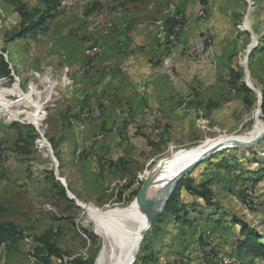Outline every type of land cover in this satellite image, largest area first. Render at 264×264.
I'll use <instances>...</instances> for the list:
<instances>
[{"label": "rangeland", "instance_id": "1", "mask_svg": "<svg viewBox=\"0 0 264 264\" xmlns=\"http://www.w3.org/2000/svg\"><path fill=\"white\" fill-rule=\"evenodd\" d=\"M137 3L0 0V57L12 70L9 77L0 76V223L18 225L28 236L17 253H7L6 264H43L45 250L34 239L45 234L66 261L98 264L103 240L96 229L106 223L104 213L129 206L136 198L129 201L133 190L141 185L139 194L159 165L178 164L183 153L232 137L245 141L264 134V0L146 1L157 12L164 47L181 48L179 59L191 64H212L218 81L205 88L196 79L192 105L178 95L175 128L165 140L126 143L134 138L122 126L125 110L112 101L93 105L87 96L72 99L57 46L97 48L95 55L87 53L93 62L88 74L119 37V15L139 8ZM94 4L101 8L86 15ZM176 17L181 29L171 40ZM198 45L205 58H186ZM177 64L173 56L164 64L176 87L181 84ZM201 164L184 177L193 189L206 186L216 209L200 207L182 191L173 213L163 211L152 220L135 264H263L239 251L238 244L245 240V226L264 243V136L250 147L225 148Z\"/></svg>", "mask_w": 264, "mask_h": 264}, {"label": "crops", "instance_id": "2", "mask_svg": "<svg viewBox=\"0 0 264 264\" xmlns=\"http://www.w3.org/2000/svg\"><path fill=\"white\" fill-rule=\"evenodd\" d=\"M137 5L139 8L119 15V37L105 47V52L96 58L88 74L80 73V68L91 62L85 46L67 42L57 46V53L63 58L66 68L72 99L78 101L87 96L85 100L93 105L112 101L121 110H125L128 120L124 122V118L122 126L126 125V131L131 132L134 138L128 137L125 141L133 146H136V141L147 144L148 141L160 142L168 138L169 132L175 128L173 120L176 118L178 95L192 105L193 89L197 88L193 82L196 79L205 88L218 83L212 64H191L179 59L181 48L164 47L156 31L155 25L160 20H156L154 6L146 2ZM204 9L200 11L202 16ZM193 24L194 20L188 21V26ZM94 50L96 52L97 48ZM166 55L168 57H164ZM160 56L163 62L157 61ZM172 56L178 62L181 82L178 87L164 69V64ZM101 91L111 92V97L96 96ZM18 251H8L4 245H0V264H6L7 253Z\"/></svg>", "mask_w": 264, "mask_h": 264}, {"label": "bare ground", "instance_id": "3", "mask_svg": "<svg viewBox=\"0 0 264 264\" xmlns=\"http://www.w3.org/2000/svg\"><path fill=\"white\" fill-rule=\"evenodd\" d=\"M44 108L38 106V111ZM32 120L35 127L39 126L36 114L32 115ZM260 136L261 134L245 141L232 137L221 141L220 144L235 146L251 142ZM218 144L185 152L177 157L182 158L178 164H169L170 161H167L159 165L146 178L147 182L143 190L129 206L105 212L103 218L106 223L99 222L96 229L97 234L103 240L98 264H129L133 259L134 249L141 233L152 219L153 214L162 206L174 181L196 160L204 158Z\"/></svg>", "mask_w": 264, "mask_h": 264}, {"label": "trees", "instance_id": "4", "mask_svg": "<svg viewBox=\"0 0 264 264\" xmlns=\"http://www.w3.org/2000/svg\"><path fill=\"white\" fill-rule=\"evenodd\" d=\"M146 1L147 0H140L141 3H144ZM100 8L101 6H97L96 4H94L90 9H88L86 15L89 16ZM173 22L174 23L173 27L171 28V32L176 25L181 23L179 22L178 17H176ZM36 26L41 27V24L38 23L36 24ZM11 72L12 70L10 65L5 62L2 57H0V76L9 77L11 75ZM199 166L200 165H198L197 167ZM189 179L184 177L177 184L173 194L171 195L166 205V208L164 209L165 213H173L180 206V204L182 203L181 195L182 191L184 190L193 195L192 202H194L195 204L197 203L200 207H209L216 209V204L210 202L213 196L212 192L204 185L198 187L197 189L191 188L192 183H189ZM140 187L141 185H139L137 189L133 190L129 201L137 196ZM62 197H65V194H62ZM188 229L190 230V228ZM241 234L245 236V240L242 243L238 244L239 251L250 252L257 258L262 259V262L264 264V243L259 242V240L251 233V229L246 226L241 228ZM27 237L28 236L26 232L21 229L20 226L13 223H0V245H4L8 251H17L19 249L20 243H22ZM34 240L45 250L46 255L42 260L43 264H94V260H84L82 258L66 261V254L60 248H58L54 242H52L51 236L49 234H45L41 237L35 238Z\"/></svg>", "mask_w": 264, "mask_h": 264}, {"label": "water", "instance_id": "5", "mask_svg": "<svg viewBox=\"0 0 264 264\" xmlns=\"http://www.w3.org/2000/svg\"><path fill=\"white\" fill-rule=\"evenodd\" d=\"M263 136H264V134H263L262 136L256 138L255 140L251 141V142H248V143H241V144H237V145H235V146H233V145H231V144H229V145L218 144V145H216V146L214 147V149H213L211 152H209L204 158H201V159L196 160V162L193 163V164H192V165H191L186 171H184L182 174H180V176L174 181V183H173V185H172V187H171V189H170V191H169V193H168V196H167V197L165 198V200L163 201L162 206H161V207H160V208H159V209L153 214L152 219L149 221V223H148L147 226L145 227L144 231L141 233V235H140V237H139V239H138V242H137L136 248L134 249L135 252H134L133 259H132V261H131L129 264H135L136 254H137V252H138V250H139V248H140V245H141V242H142V240H143V237H144V234H145L146 230H147L148 227L150 226L152 220H153L156 216H158L159 214H161V213L164 211V209H165V207H166V205H167V203H168V201H169L171 195L173 194V192H174V190H175L177 184H178V183L184 178V176H185L186 174H188L189 172H191L194 168H196V167H197L199 164H201L203 161L207 160L208 158H210V157H211L212 155H214L215 153H218V152L224 150L225 148H232V147H250V146L254 145V143H256V141H259Z\"/></svg>", "mask_w": 264, "mask_h": 264}, {"label": "built area", "instance_id": "6", "mask_svg": "<svg viewBox=\"0 0 264 264\" xmlns=\"http://www.w3.org/2000/svg\"><path fill=\"white\" fill-rule=\"evenodd\" d=\"M180 29H181V24L176 25V26L173 28V30H172L173 35H172V34L169 35L168 38L171 39V40H173V38H175V36L177 35V32H179ZM161 30H162V28H161ZM163 35L165 36L166 33H164ZM160 37H161V35H160ZM204 51H205V50H204L203 45H198L197 47H191V48H189V49L186 51V56H187L189 59H191V60L202 59V58H205V56H206V54H205ZM88 54H90V56L95 55V50L92 51V52H89ZM92 63H93V62H87L86 64H84V66H83L82 69H81V73H82V74L87 73V72L90 70V67H91V64H92ZM25 240H26V242H28V238H26ZM223 264H230V263H228V261L225 260V261L223 262Z\"/></svg>", "mask_w": 264, "mask_h": 264}]
</instances>
